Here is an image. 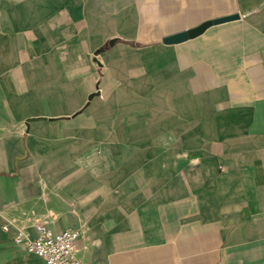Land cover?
<instances>
[{"label": "crops", "instance_id": "0c3cea01", "mask_svg": "<svg viewBox=\"0 0 264 264\" xmlns=\"http://www.w3.org/2000/svg\"><path fill=\"white\" fill-rule=\"evenodd\" d=\"M39 222L84 264H264V0H0V264Z\"/></svg>", "mask_w": 264, "mask_h": 264}, {"label": "built area", "instance_id": "2783aa9c", "mask_svg": "<svg viewBox=\"0 0 264 264\" xmlns=\"http://www.w3.org/2000/svg\"><path fill=\"white\" fill-rule=\"evenodd\" d=\"M33 228V236L25 227L16 228L14 242L42 258L44 264H84L78 259L75 249L78 230L54 232L44 222L35 223ZM2 229L7 230V226Z\"/></svg>", "mask_w": 264, "mask_h": 264}, {"label": "water", "instance_id": "95a60500", "mask_svg": "<svg viewBox=\"0 0 264 264\" xmlns=\"http://www.w3.org/2000/svg\"><path fill=\"white\" fill-rule=\"evenodd\" d=\"M238 18H239V15L237 13H233V14H228L225 16L217 17V18L207 19V20L200 22L196 26L164 36L162 38V42L163 44H166V45L181 43L183 41L199 36L210 26L221 24L227 21L238 19ZM112 44H113V40H110L108 42V45H112ZM102 49L103 47L97 49L94 52V54L96 55Z\"/></svg>", "mask_w": 264, "mask_h": 264}, {"label": "trees", "instance_id": "16d2710c", "mask_svg": "<svg viewBox=\"0 0 264 264\" xmlns=\"http://www.w3.org/2000/svg\"><path fill=\"white\" fill-rule=\"evenodd\" d=\"M106 47V46H103V48Z\"/></svg>", "mask_w": 264, "mask_h": 264}, {"label": "rangeland", "instance_id": "374dc122", "mask_svg": "<svg viewBox=\"0 0 264 264\" xmlns=\"http://www.w3.org/2000/svg\"><path fill=\"white\" fill-rule=\"evenodd\" d=\"M143 45V44H142ZM104 48H106V47H104Z\"/></svg>", "mask_w": 264, "mask_h": 264}]
</instances>
